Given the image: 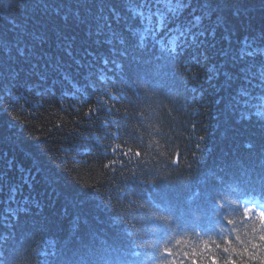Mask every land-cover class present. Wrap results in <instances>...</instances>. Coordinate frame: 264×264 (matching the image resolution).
Instances as JSON below:
<instances>
[{"label": "trees", "instance_id": "trees-1", "mask_svg": "<svg viewBox=\"0 0 264 264\" xmlns=\"http://www.w3.org/2000/svg\"><path fill=\"white\" fill-rule=\"evenodd\" d=\"M262 70L264 0H0V264H260Z\"/></svg>", "mask_w": 264, "mask_h": 264}, {"label": "snow or ice", "instance_id": "snow-or-ice-1", "mask_svg": "<svg viewBox=\"0 0 264 264\" xmlns=\"http://www.w3.org/2000/svg\"><path fill=\"white\" fill-rule=\"evenodd\" d=\"M205 7H206V8H211L212 5H211V3H206V4H205ZM236 11H237V14H239V12H240L241 10H240V9H237ZM225 54H226V53H225ZM245 55H248V56H254L255 53H252V52L245 53V52L241 49V50L239 51V55H238V56H233V57H232V60H233L234 63H235L237 60H243V58H244ZM251 67H252V66H249V68H247V69H240V71H241V72H244V71H251ZM225 75H228V73L226 72ZM229 78L231 79V76H229ZM260 79H261L262 81H264V70H262V72H261ZM262 87H264V84H262ZM254 99H258V98H254ZM250 211H251V210H248V211L245 212V215H246L249 219H250V216H248V212H250ZM258 219H259V222H260V228H261V229H264V212H262V213L259 214ZM232 223H233V221H231V220L228 221V224H232ZM253 231H254V232L256 231L255 226H254V228H253ZM259 241H261L262 243H261V244H253V246H252L253 249H257V248H259V249H264V231H262V232L259 234ZM226 243H229V244H230V241H226ZM248 243H251V241H249ZM205 248H206V249L208 248L207 243H205ZM224 251H225V252H229V251H231V252L236 253L237 255H239V256H241V257H243V256H245V255H248L249 259H255V258H256V254H255V252H253V251H252L251 249H249L248 247H244L243 251H240V250L236 249L235 247H231V248H229V247H225V248H224ZM167 254H168V255H172V253H171L170 251H169ZM193 255H195V252H193ZM173 264H176V262L174 261ZM211 264H220V262H219L217 259L212 258ZM226 264H237V262H236L235 260H229V261L226 262ZM239 264H248V261L242 259L241 261H239ZM260 264H264V258H261V259H260Z\"/></svg>", "mask_w": 264, "mask_h": 264}, {"label": "bare ground", "instance_id": "bare-ground-1", "mask_svg": "<svg viewBox=\"0 0 264 264\" xmlns=\"http://www.w3.org/2000/svg\"><path fill=\"white\" fill-rule=\"evenodd\" d=\"M180 224V223H179Z\"/></svg>", "mask_w": 264, "mask_h": 264}]
</instances>
